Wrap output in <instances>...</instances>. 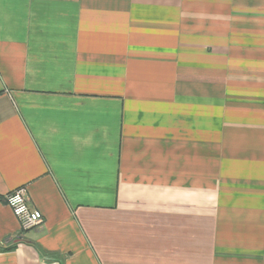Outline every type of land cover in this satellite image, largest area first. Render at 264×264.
<instances>
[{
  "label": "crops",
  "instance_id": "obj_1",
  "mask_svg": "<svg viewBox=\"0 0 264 264\" xmlns=\"http://www.w3.org/2000/svg\"><path fill=\"white\" fill-rule=\"evenodd\" d=\"M0 264H264V0H0Z\"/></svg>",
  "mask_w": 264,
  "mask_h": 264
},
{
  "label": "built area",
  "instance_id": "obj_2",
  "mask_svg": "<svg viewBox=\"0 0 264 264\" xmlns=\"http://www.w3.org/2000/svg\"><path fill=\"white\" fill-rule=\"evenodd\" d=\"M5 202L18 218L22 230H29L44 221L42 212L30 207L26 186L18 187L8 193Z\"/></svg>",
  "mask_w": 264,
  "mask_h": 264
}]
</instances>
